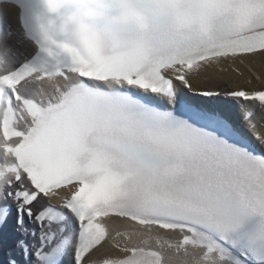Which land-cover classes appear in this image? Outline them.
I'll list each match as a JSON object with an SVG mask.
<instances>
[{
    "label": "bare ground",
    "instance_id": "obj_1",
    "mask_svg": "<svg viewBox=\"0 0 264 264\" xmlns=\"http://www.w3.org/2000/svg\"><path fill=\"white\" fill-rule=\"evenodd\" d=\"M13 21V26L19 22V12L12 6L6 5L5 10ZM29 52V47L23 48ZM187 79L192 85L194 91L203 93H215L209 99H214L215 103H226L233 109L232 101L227 97L234 96L239 93H263L264 92V50L241 54L235 57L221 56L215 60L202 63L199 68L186 73ZM35 88V94L40 95ZM225 94V95H224ZM224 95V96H223ZM201 100V96L198 97ZM218 100V101H217ZM246 105L253 110L251 115L254 118L256 128L262 133L261 141L264 139V105L257 104L252 98L245 100ZM236 103V102H235ZM239 105L238 103H236ZM240 109H242L240 107ZM255 109V110H254ZM236 119V118H235ZM8 205L12 208L19 207V203L10 197L7 198ZM44 200L39 203L36 208L39 209ZM32 210H34L32 208ZM64 223L72 229H76V223L65 218ZM121 229H125L129 234L134 235L140 229L137 225L128 221L122 223L112 222ZM32 225L28 222L12 225L7 229V233L0 234V264H77V256L70 247H63L56 242L46 243L41 250L42 254L38 255L35 239L31 236ZM169 234L172 238L180 243H185V235L177 227H169ZM248 249V255L245 258L237 259L238 263L243 264H264L263 260H259L260 254H263L259 245H253ZM54 252L55 262H49L48 258L51 252ZM96 264H110L114 260L111 246L106 241L99 249L93 251ZM192 255V253H190ZM264 257V254H263ZM212 254L204 251L201 258L197 259L196 264H213L211 262ZM122 263V257H116ZM190 256L183 254H173L170 251L165 252L163 264H190ZM216 264H231L229 260L218 262Z\"/></svg>",
    "mask_w": 264,
    "mask_h": 264
},
{
    "label": "rangeland",
    "instance_id": "obj_2",
    "mask_svg": "<svg viewBox=\"0 0 264 264\" xmlns=\"http://www.w3.org/2000/svg\"><path fill=\"white\" fill-rule=\"evenodd\" d=\"M197 91V90H196ZM199 96H197L196 97V99H194V101H198V102H204V101H200L199 100V98H198ZM218 104H213V105H217V107L218 106H220L221 107V105L223 106H225L226 104L225 103H219V102H217ZM233 105V104H232ZM236 111V112H235ZM242 112L243 111H241V109H240V107L239 108H237L236 106H233V109H232V115L236 118V121L238 122H236L239 126H241L242 128H245V127H247L248 129H250V126L246 123V121L243 119V116H242ZM225 128H226V126L225 125H223ZM251 130V129H250Z\"/></svg>",
    "mask_w": 264,
    "mask_h": 264
}]
</instances>
